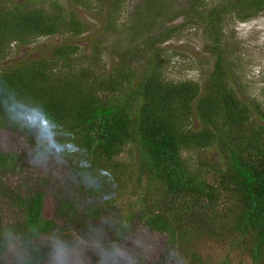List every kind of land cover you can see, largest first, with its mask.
Instances as JSON below:
<instances>
[{
    "label": "trees",
    "instance_id": "16d2710c",
    "mask_svg": "<svg viewBox=\"0 0 264 264\" xmlns=\"http://www.w3.org/2000/svg\"><path fill=\"white\" fill-rule=\"evenodd\" d=\"M61 8L0 0V264L101 254L116 264H264V117L254 120L236 95L222 57L203 93L165 78L154 54L139 77L134 60L109 68L92 52L80 62L73 43L5 61L11 43L83 33ZM207 22L218 53L219 18ZM212 148L213 159L201 156ZM88 239L97 250L83 249Z\"/></svg>",
    "mask_w": 264,
    "mask_h": 264
},
{
    "label": "rangeland",
    "instance_id": "374dc122",
    "mask_svg": "<svg viewBox=\"0 0 264 264\" xmlns=\"http://www.w3.org/2000/svg\"><path fill=\"white\" fill-rule=\"evenodd\" d=\"M28 1L13 0V3ZM34 1L44 4L59 3L63 15L76 16L86 29L78 35L68 34L61 29L52 34L38 36L27 45L16 46L11 43V53L5 60L10 65L27 59L52 57L54 49L60 44L73 43L83 51L78 59L80 62H83L85 55L92 52H98L99 65L109 68L124 64L129 59L134 60L137 70L135 75L139 77L145 69V61L154 54L160 68H163L165 78L197 82L203 93L216 58L221 56L222 72L236 95L250 106L254 120L264 117V0L258 6H251L242 0ZM208 18H219L221 47L218 53L213 47V35L207 25ZM78 60L77 64H80ZM194 118L193 126L199 124ZM191 154L197 158L194 152ZM213 155H216L213 148L209 151L205 149L201 153V156L209 160L213 159ZM68 169V164H63L57 174L54 172L48 177L58 178ZM125 185L128 187L123 191L127 195L132 189V183L125 178ZM51 187L45 203L55 206V191L63 188V185ZM71 188L73 189L70 185L66 187ZM2 191H5V186ZM122 204L123 202L119 206ZM47 205L45 209L49 207ZM104 210L106 213L110 212L107 208ZM76 217L79 219H76L78 226L84 224L81 216ZM96 229L93 228V232ZM83 249L97 250L98 247L88 239L83 244ZM119 256L123 259L130 258L129 254ZM213 257L216 258L215 252ZM83 260L87 262L70 264H90L93 261L95 264L117 263L107 260L102 254L94 260L83 255ZM244 263L249 262L245 259Z\"/></svg>",
    "mask_w": 264,
    "mask_h": 264
}]
</instances>
